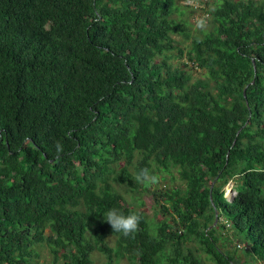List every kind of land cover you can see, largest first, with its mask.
<instances>
[{"label":"trees","instance_id":"16d2710c","mask_svg":"<svg viewBox=\"0 0 264 264\" xmlns=\"http://www.w3.org/2000/svg\"><path fill=\"white\" fill-rule=\"evenodd\" d=\"M186 6L0 0V264L264 261V0H214L197 30Z\"/></svg>","mask_w":264,"mask_h":264},{"label":"rangeland","instance_id":"374dc122","mask_svg":"<svg viewBox=\"0 0 264 264\" xmlns=\"http://www.w3.org/2000/svg\"><path fill=\"white\" fill-rule=\"evenodd\" d=\"M175 3H179L181 5H185L190 3L191 2H196L197 0H174ZM202 1V0H201ZM214 2V0H208V3L207 5L205 4H200V6H198L197 4L193 7L191 6H186V11L184 12V14L186 15V17L189 18L190 22H192V25H191V28L193 30H197L198 28L200 27H203V26H207L206 25V21L204 19V15L206 14V9L207 7L209 6H212V3ZM186 3V4H185ZM178 40H183L181 36H177L176 37ZM181 45H184L183 42H181ZM184 59L183 58H173L174 61H182ZM191 72H192V75H197V74H200V69L198 68H191ZM160 175H158V182L155 183V184H148V187L147 189H155L157 187H160V186H164V185H171L173 184L174 182H177L178 181V178H175L172 180L171 177L169 176H164V177H159ZM223 190H224V196L227 198V199H231L233 197V195L235 194L236 190L234 188V180L233 179H229L228 182H226L223 186ZM131 192L130 190H126L123 192V198L122 200L124 201H130L131 198H132V195H131ZM140 198H142L143 200H146L145 201V205L142 206L141 205H137L135 206L137 209H146L147 212H148V215L149 216H153L154 214V208L153 206H147L148 204H152L153 203V195L152 193H150V191H141L138 195H137ZM138 200V199H136ZM140 201V200H139ZM135 204H137V201H135ZM158 217H161V215H158ZM225 222V221H224ZM47 232H48V229H46ZM227 231L226 230H223V234H226ZM232 241L234 242H237L236 241V238H233L231 237ZM113 242L114 240H112V238H107V244L108 246H112L113 245ZM241 243V241H240ZM231 247L232 245L229 244ZM227 246V248H229L230 246ZM241 245H237V250L235 251V255L238 256V260L236 262V264H254L255 263V260L250 261V259L244 255L243 251H242V247H240ZM41 251V257L42 259L44 260H48V253L46 251L45 248H40L39 249ZM250 254V253H248ZM113 262L112 264H129L128 261L125 259L124 256H122L119 252L117 251H114L113 253ZM202 257V255H201ZM91 258V261L93 262V264H102L104 262L103 258L98 255L97 252H93L90 256ZM203 259V257H202ZM257 264H263V261L262 262H258Z\"/></svg>","mask_w":264,"mask_h":264},{"label":"clouds","instance_id":"9594fccd","mask_svg":"<svg viewBox=\"0 0 264 264\" xmlns=\"http://www.w3.org/2000/svg\"><path fill=\"white\" fill-rule=\"evenodd\" d=\"M57 149L58 151L62 150L59 144ZM257 171H260V169H257ZM135 179L137 182L144 184H155L158 182V177L150 173L147 168H142ZM104 220L111 226L113 232L129 237L139 230L141 216L135 212L125 215L118 209L112 208L107 211Z\"/></svg>","mask_w":264,"mask_h":264},{"label":"water","instance_id":"95a60500","mask_svg":"<svg viewBox=\"0 0 264 264\" xmlns=\"http://www.w3.org/2000/svg\"><path fill=\"white\" fill-rule=\"evenodd\" d=\"M217 219H215V222H216Z\"/></svg>","mask_w":264,"mask_h":264},{"label":"built area","instance_id":"2783aa9c","mask_svg":"<svg viewBox=\"0 0 264 264\" xmlns=\"http://www.w3.org/2000/svg\"><path fill=\"white\" fill-rule=\"evenodd\" d=\"M263 264H264V262H263Z\"/></svg>","mask_w":264,"mask_h":264}]
</instances>
